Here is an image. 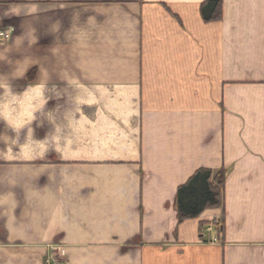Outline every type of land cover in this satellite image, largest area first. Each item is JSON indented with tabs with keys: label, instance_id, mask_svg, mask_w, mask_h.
I'll return each instance as SVG.
<instances>
[{
	"label": "crops",
	"instance_id": "crops-1",
	"mask_svg": "<svg viewBox=\"0 0 264 264\" xmlns=\"http://www.w3.org/2000/svg\"><path fill=\"white\" fill-rule=\"evenodd\" d=\"M206 1L0 0V264H264V0Z\"/></svg>",
	"mask_w": 264,
	"mask_h": 264
},
{
	"label": "trees",
	"instance_id": "trees-1",
	"mask_svg": "<svg viewBox=\"0 0 264 264\" xmlns=\"http://www.w3.org/2000/svg\"><path fill=\"white\" fill-rule=\"evenodd\" d=\"M204 22H216L222 16V0H207L200 6ZM225 172L221 170L198 169L177 189L176 205L178 221L197 219L207 209L223 208ZM222 225L216 227L217 233Z\"/></svg>",
	"mask_w": 264,
	"mask_h": 264
},
{
	"label": "built area",
	"instance_id": "built-area-1",
	"mask_svg": "<svg viewBox=\"0 0 264 264\" xmlns=\"http://www.w3.org/2000/svg\"><path fill=\"white\" fill-rule=\"evenodd\" d=\"M6 35H7V32L6 31L0 30V41L2 39H4L6 37ZM215 225H217V224L214 223V224H211V225L207 226L205 228L206 233L211 232L215 228ZM45 264H59V263L57 261H54V260H47L45 262Z\"/></svg>",
	"mask_w": 264,
	"mask_h": 264
}]
</instances>
